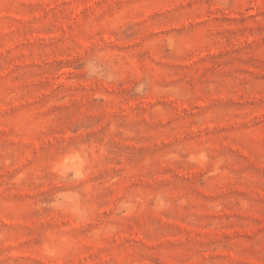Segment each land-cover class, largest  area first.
<instances>
[{"label":"rangeland","instance_id":"rangeland-1","mask_svg":"<svg viewBox=\"0 0 264 264\" xmlns=\"http://www.w3.org/2000/svg\"><path fill=\"white\" fill-rule=\"evenodd\" d=\"M0 264H264V0H0Z\"/></svg>","mask_w":264,"mask_h":264}]
</instances>
